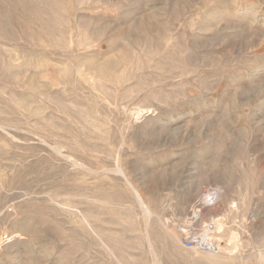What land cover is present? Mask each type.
Here are the masks:
<instances>
[{
  "label": "rangeland",
  "instance_id": "374dc122",
  "mask_svg": "<svg viewBox=\"0 0 264 264\" xmlns=\"http://www.w3.org/2000/svg\"><path fill=\"white\" fill-rule=\"evenodd\" d=\"M160 263L264 264V0H0V264Z\"/></svg>",
  "mask_w": 264,
  "mask_h": 264
},
{
  "label": "built area",
  "instance_id": "2783aa9c",
  "mask_svg": "<svg viewBox=\"0 0 264 264\" xmlns=\"http://www.w3.org/2000/svg\"><path fill=\"white\" fill-rule=\"evenodd\" d=\"M214 192H216V190H214V191H209V193H208V195L209 194H211V195H213V197L216 195V193H214ZM207 198V197H206ZM215 198V197H214ZM216 199V198H215ZM197 241V240H196ZM189 244H190V246H194V242L193 241H189L188 242Z\"/></svg>",
  "mask_w": 264,
  "mask_h": 264
},
{
  "label": "bare ground",
  "instance_id": "6f19581e",
  "mask_svg": "<svg viewBox=\"0 0 264 264\" xmlns=\"http://www.w3.org/2000/svg\"><path fill=\"white\" fill-rule=\"evenodd\" d=\"M202 223V222H201ZM198 228V227H197ZM199 230V229H198ZM200 231V230H199ZM210 233V232H209ZM175 235V233H173V236ZM177 235V234H176ZM200 238V237H199ZM208 238V237H207ZM207 238H206V240H207ZM214 238V237H213ZM209 241H211V240H209ZM197 242V241H196ZM186 244V243H185ZM233 248H231V250H232ZM227 250H230L229 248L227 249ZM201 251V250H200ZM229 254V253H228ZM161 264V263H160Z\"/></svg>",
  "mask_w": 264,
  "mask_h": 264
}]
</instances>
